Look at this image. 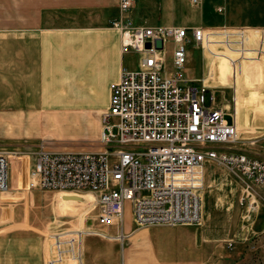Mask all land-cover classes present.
Returning a JSON list of instances; mask_svg holds the SVG:
<instances>
[{
    "label": "built area",
    "instance_id": "obj_1",
    "mask_svg": "<svg viewBox=\"0 0 264 264\" xmlns=\"http://www.w3.org/2000/svg\"><path fill=\"white\" fill-rule=\"evenodd\" d=\"M133 1L118 0L119 16L111 21L119 32L120 51L136 59L108 85V107L100 115L101 149L40 147L28 170L31 187L89 193L98 227L91 233L120 245L127 237L125 203L133 229L198 225L206 164L225 169L247 207L264 184V160L235 148L239 138L233 107L227 112L216 106L212 88L184 74V45L203 50L212 28L137 24L130 16ZM230 100L233 104V95ZM9 154L0 150V191L7 189ZM72 256L81 264L79 253Z\"/></svg>",
    "mask_w": 264,
    "mask_h": 264
},
{
    "label": "crops",
    "instance_id": "obj_2",
    "mask_svg": "<svg viewBox=\"0 0 264 264\" xmlns=\"http://www.w3.org/2000/svg\"><path fill=\"white\" fill-rule=\"evenodd\" d=\"M46 1L36 0V9L29 14L28 0H21L20 14L14 22L0 19V150L19 148L15 146L16 142L29 134L28 131H6L11 121L53 119L58 113L69 117L89 111L98 113L100 123V115L108 107V85L118 79L122 69L132 68L135 64L127 66L129 53L120 51L119 32L111 25V21L119 16L118 0H97L96 4H90L94 9L87 14L88 21L80 23L56 20L58 12L81 8L82 5H68L62 0ZM45 8L56 13L45 19ZM193 26L212 28L205 42L212 55L208 60L203 50L201 53L211 73H201L200 78H188L201 81L213 91L222 92L230 88L228 97H234L232 85L220 82L221 76L215 69L212 70L216 55L221 53L219 48L214 47L215 34L228 31L231 36L244 40L242 52L235 50L236 54L230 57L232 61L237 55L248 58L261 54L262 82L254 88L264 94L263 14L257 15L251 22L225 23L216 18L215 22H200ZM232 46L235 47L236 43ZM188 60L187 54L186 63ZM240 87L242 89L244 85ZM241 97L247 98V95ZM223 102L215 100L216 106L230 111ZM256 102L264 103V95ZM240 118L246 119L247 126L241 124L245 131H237L239 143L235 148L264 160V114L260 117L263 119L260 124L254 122L252 116L250 118V111L245 113V117L241 112ZM234 123L238 128L236 113ZM248 140H254V143L249 144ZM207 165L203 169V179ZM12 175L8 178V184L12 182ZM76 195L91 199L89 193ZM216 199L220 200L218 197ZM251 200L253 203L246 210L238 202L236 206L229 203L226 208L231 213L217 218H212L208 207L201 201L200 223L194 225L188 247L179 260H156L150 244L142 241L132 242L125 250L119 244L120 258L114 264H239L243 257L245 259L249 255L248 249L262 246L264 184L256 189ZM213 206L220 205L214 202ZM27 211L25 207H17L10 195L0 194V264H44L51 260L53 253L50 246L45 247L41 241L13 238L28 232L24 226L29 223ZM134 230L137 229L131 228L124 233L128 236ZM135 238L136 235L129 240ZM80 260L81 264H86L81 255ZM68 261L61 260L56 264H71ZM74 264L78 263L75 261Z\"/></svg>",
    "mask_w": 264,
    "mask_h": 264
},
{
    "label": "rangeland",
    "instance_id": "obj_3",
    "mask_svg": "<svg viewBox=\"0 0 264 264\" xmlns=\"http://www.w3.org/2000/svg\"><path fill=\"white\" fill-rule=\"evenodd\" d=\"M62 2L82 6L77 9L57 11L56 21L80 23L88 21L86 16L94 9L90 4H96L97 0H62ZM20 3L21 0H0V19L14 22L20 14ZM45 3H47L46 0ZM35 6L36 0H28L29 14L35 11ZM55 13L45 8V19ZM259 14L264 15V0H201L198 6H191L187 0H134L130 12L132 20L137 24L152 23L174 26H193L200 22H215L216 18L225 23L251 22ZM215 35L214 47L219 48L221 53L216 55V64L212 63V70L215 69V72L221 76L220 82L231 84L234 92L233 104L228 97L230 88L222 92L214 90L215 100H224L223 103L229 107V110L233 107L234 114L236 113L239 118V126L236 130L245 131V129L242 130L241 124L245 127L247 123L244 121L245 118H240L241 112L245 117V113L250 111V118L252 116L251 119L257 124L263 120L260 117L264 114V103L256 102V100H260L264 94L260 92V89L254 88L262 82V56L255 54L244 58L237 55L232 61L230 57L236 54L235 50L242 52L244 40L239 36H231L228 31ZM233 43H236L235 47L232 46ZM208 46L204 43L203 53L205 59L209 60L212 53ZM184 49L189 55L184 68L185 76L195 79L202 77L201 73L207 72V75L211 73V71L208 72L207 65L201 58L202 49L190 44H185ZM135 59V55L129 54L127 66H132ZM241 85H244V88L241 89ZM241 95H247V98H242ZM61 115L58 113L53 119L11 121L10 127L7 126L9 128L6 131L29 132L27 138L16 142L15 146L19 148L10 151L7 163V184L13 171L12 182L8 184L9 187L5 191H0V194L10 195L17 207L28 209L29 223L24 225L28 232H23L22 235H16L13 238L41 241L45 247L50 246L53 254L51 260L45 261L44 264H49V262L56 264L61 260L69 262L68 259L71 264H74L75 261L71 255H76V253H80L86 264L118 263L119 243L94 234L97 227L92 218L94 212L92 197L88 200L76 195L87 194L86 192L48 190L31 187L28 184L27 176L33 154L40 147L51 151H97L101 149L98 139L101 125L97 112L87 111L69 117ZM226 118L229 119V116ZM200 194L201 201L208 207L212 218L231 213L226 208L231 202L234 206L238 202L243 206V210L247 207L245 201L239 202L238 186L236 187L225 169L212 163L205 168ZM217 197L220 200L217 201ZM214 202H218L220 206L214 207ZM131 228L133 225L130 212L125 203L123 231ZM194 229V225L141 227L130 232L124 238L122 246L125 250L132 242L145 241L150 244V250L156 260H179L188 247V241ZM135 235L136 238L130 241L129 238ZM110 241L116 244H111ZM261 243L262 246L248 249L249 255L245 259L243 257L239 264H264V236L261 238ZM58 249L60 260H56Z\"/></svg>",
    "mask_w": 264,
    "mask_h": 264
},
{
    "label": "water",
    "instance_id": "obj_4",
    "mask_svg": "<svg viewBox=\"0 0 264 264\" xmlns=\"http://www.w3.org/2000/svg\"><path fill=\"white\" fill-rule=\"evenodd\" d=\"M154 45H155L156 47H160V41H159V40H156V41L154 42ZM146 46H147V44H146Z\"/></svg>",
    "mask_w": 264,
    "mask_h": 264
},
{
    "label": "bare ground",
    "instance_id": "obj_5",
    "mask_svg": "<svg viewBox=\"0 0 264 264\" xmlns=\"http://www.w3.org/2000/svg\"><path fill=\"white\" fill-rule=\"evenodd\" d=\"M204 52H205V50H204Z\"/></svg>",
    "mask_w": 264,
    "mask_h": 264
}]
</instances>
